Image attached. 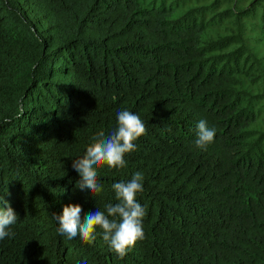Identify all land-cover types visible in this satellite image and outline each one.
Listing matches in <instances>:
<instances>
[{
  "label": "trees",
  "instance_id": "1",
  "mask_svg": "<svg viewBox=\"0 0 264 264\" xmlns=\"http://www.w3.org/2000/svg\"><path fill=\"white\" fill-rule=\"evenodd\" d=\"M121 110L147 134L93 197L72 162ZM136 172L145 238L123 259L99 228L57 233ZM0 195L18 215L0 264H264V0H0Z\"/></svg>",
  "mask_w": 264,
  "mask_h": 264
},
{
  "label": "clouds",
  "instance_id": "2",
  "mask_svg": "<svg viewBox=\"0 0 264 264\" xmlns=\"http://www.w3.org/2000/svg\"><path fill=\"white\" fill-rule=\"evenodd\" d=\"M117 127L105 134L100 131L93 137V143L85 154L73 160L72 168L81 177L78 188L87 189L95 197L102 192L98 182V168L107 166L114 169L127 167L126 155L137 151L136 141L147 134L144 121L136 114L121 110L117 113ZM195 146L204 150L214 142L215 128H210L207 121L201 119L197 125ZM118 203L105 204L104 211L97 209L82 218L79 205L64 207L60 216H55L57 233L67 241L79 238L92 244L96 229L102 230V238L120 259L145 238L143 219L146 209L137 202V195L143 192V174L136 172L129 181H120L112 185ZM18 215L11 205L0 195V240L14 237L10 226L17 223Z\"/></svg>",
  "mask_w": 264,
  "mask_h": 264
}]
</instances>
